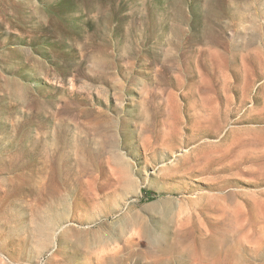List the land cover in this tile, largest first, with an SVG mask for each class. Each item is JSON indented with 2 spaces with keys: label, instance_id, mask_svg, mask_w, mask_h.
<instances>
[{
  "label": "rangeland",
  "instance_id": "374dc122",
  "mask_svg": "<svg viewBox=\"0 0 264 264\" xmlns=\"http://www.w3.org/2000/svg\"><path fill=\"white\" fill-rule=\"evenodd\" d=\"M0 264H264V0H0Z\"/></svg>",
  "mask_w": 264,
  "mask_h": 264
}]
</instances>
